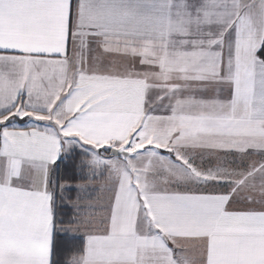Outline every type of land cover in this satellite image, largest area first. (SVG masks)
<instances>
[{"label": "snow or ice", "instance_id": "obj_1", "mask_svg": "<svg viewBox=\"0 0 264 264\" xmlns=\"http://www.w3.org/2000/svg\"><path fill=\"white\" fill-rule=\"evenodd\" d=\"M0 264H264V0H0Z\"/></svg>", "mask_w": 264, "mask_h": 264}, {"label": "trees", "instance_id": "obj_2", "mask_svg": "<svg viewBox=\"0 0 264 264\" xmlns=\"http://www.w3.org/2000/svg\"><path fill=\"white\" fill-rule=\"evenodd\" d=\"M79 156L73 153L70 157H66L60 164L58 169V175L60 177L61 183H67L73 187L64 191L63 195L65 197L64 201L57 200L58 205L63 204L65 206L58 208L57 225L58 228L61 226H68L74 213L77 211L73 207L75 204L86 203L94 198V195L98 193L97 189H89L87 192H78L75 188L76 184L86 183L89 181H84L81 179L80 170L76 167L79 162ZM96 180V179H95ZM91 180V181H95ZM80 196L82 199H77ZM81 209H79L80 211ZM61 221L63 224L61 225ZM57 244H66L67 241L62 232H58L56 236ZM77 246L79 241L74 242Z\"/></svg>", "mask_w": 264, "mask_h": 264}, {"label": "rangeland", "instance_id": "obj_3", "mask_svg": "<svg viewBox=\"0 0 264 264\" xmlns=\"http://www.w3.org/2000/svg\"><path fill=\"white\" fill-rule=\"evenodd\" d=\"M106 181V176H102V177H98L95 181H89L86 183H90L92 185V187H90L89 189H97L98 193H96L94 195V198L86 203H97V204H105L107 202V197L105 192L102 189L103 184ZM82 184V183H79ZM88 189V190H89ZM105 211L104 208L100 207V208H94V209H81L80 212L81 213H86V212H95L97 216H99L100 214H102Z\"/></svg>", "mask_w": 264, "mask_h": 264}]
</instances>
